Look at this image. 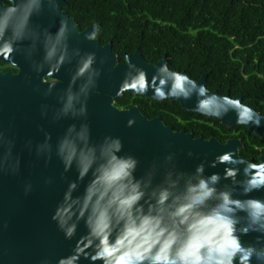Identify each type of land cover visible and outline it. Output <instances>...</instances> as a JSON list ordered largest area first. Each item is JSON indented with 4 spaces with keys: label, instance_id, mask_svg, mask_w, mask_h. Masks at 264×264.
Listing matches in <instances>:
<instances>
[{
    "label": "clouds",
    "instance_id": "clouds-1",
    "mask_svg": "<svg viewBox=\"0 0 264 264\" xmlns=\"http://www.w3.org/2000/svg\"><path fill=\"white\" fill-rule=\"evenodd\" d=\"M61 4L0 0V59L20 70V61L27 64L46 85L43 95L56 93L55 104L40 105L42 118L53 124L71 121L54 144L52 134L41 126L43 140L28 139L20 151L16 137L0 131V173L19 176L24 150L45 165L55 156L63 166L61 178L67 187L51 220L65 240L75 243L56 264H264V196L252 195L264 192V160L242 158L237 149L209 160L169 144L162 154L142 162L125 150L120 136L95 139L88 101L100 95L105 60L72 41L74 34L98 41L101 26L94 24L91 32L81 34ZM46 12L59 17L54 31V25L40 22ZM123 59L128 63L116 95L151 93L153 101L191 105L187 110L209 123L235 114V125L264 127V114L239 96L210 91L167 62L150 73L130 55ZM66 66L69 78L58 90ZM135 124L133 117L126 126ZM184 155L199 162L185 168L180 162ZM221 165L222 172L209 171ZM73 171L76 178L67 180L65 174ZM31 191L32 184L26 183L24 195Z\"/></svg>",
    "mask_w": 264,
    "mask_h": 264
},
{
    "label": "water",
    "instance_id": "water-1",
    "mask_svg": "<svg viewBox=\"0 0 264 264\" xmlns=\"http://www.w3.org/2000/svg\"><path fill=\"white\" fill-rule=\"evenodd\" d=\"M62 3H65V0H62ZM40 22L54 25V31L55 27H58L59 17L46 12ZM92 30V27H89L85 32ZM76 39L81 40L73 43L74 45L79 43V46L85 50L96 51L98 59L105 60L101 66L103 74L100 80V95H93L88 101L89 120L95 139L108 134L120 136L124 140L125 150L137 155L142 162L162 154L169 144L175 149H184L185 154L191 150L198 153L201 158L207 155L209 160L215 155L236 149L242 158L253 162L264 160V156H261L259 161L243 156L240 149L245 145L240 138H231L222 142L214 136L209 139L204 136L195 137L193 133L185 130L176 131L174 127L167 125L162 117L149 118L139 106L124 109L118 107L115 99L120 96L116 95V92L128 62L118 63L111 43L102 45L99 40L90 43L84 41L82 35ZM129 55L133 63L145 67L150 73L158 63L167 62L169 65L167 56L157 63H149L139 49ZM20 64L21 72L17 75L3 73L0 70V131L6 130L10 136L16 137L17 151L23 148L24 142L28 139H32L34 143L43 140V134L39 131L41 126L52 134L54 144L63 134L67 124L71 122L61 121L53 124L41 117L40 105L55 104L56 93L45 97L43 90L46 85L41 84L35 75L30 73L27 64L22 61ZM68 78V66H66L60 73L61 83L57 85L58 90L66 86ZM198 82L207 84L208 73L203 74ZM214 91L220 93L218 90ZM150 96L151 93H148L145 97L150 98ZM238 96L243 102L244 95ZM180 104L186 111L191 106ZM133 117L136 119V124L128 128L127 121ZM221 122L229 128L238 126L235 125V114H230ZM248 130L255 136L264 138V127H250ZM21 155L22 170L19 176L0 173V264H43L44 261L48 264H56L58 258L68 254L75 243L65 240L51 220L55 206L67 187L66 180L61 178L63 166L55 156L45 165L43 160L37 161L34 155H29L26 150L22 151ZM180 162L183 167L191 168L199 161L188 159L184 155L181 156ZM222 170L221 165L209 171L222 172ZM65 176L67 180L76 178L74 171L66 173ZM49 179L52 183H47ZM26 183L32 184V191L27 196L24 195ZM252 195L264 196V192ZM84 231L81 225L80 232ZM84 264L88 262L85 261Z\"/></svg>",
    "mask_w": 264,
    "mask_h": 264
},
{
    "label": "trees",
    "instance_id": "trees-1",
    "mask_svg": "<svg viewBox=\"0 0 264 264\" xmlns=\"http://www.w3.org/2000/svg\"><path fill=\"white\" fill-rule=\"evenodd\" d=\"M81 25L99 24L102 43L125 54L140 50L149 63L164 56L169 67L193 79L208 73V88L232 96L264 114V0H67ZM121 108L139 106L149 118L162 117L176 131L222 142L241 138L243 156L260 160L264 138L247 128L207 122L178 101L157 102L130 93Z\"/></svg>",
    "mask_w": 264,
    "mask_h": 264
},
{
    "label": "flooded vegetation",
    "instance_id": "flooded-vegetation-1",
    "mask_svg": "<svg viewBox=\"0 0 264 264\" xmlns=\"http://www.w3.org/2000/svg\"><path fill=\"white\" fill-rule=\"evenodd\" d=\"M3 2L5 3V4H7L8 3V0H3ZM60 8H61V10L63 11V12H66L67 14H68V16L71 18V19H75V21H76V27H77V30H78V32H80V33H83V32H85L89 27H92L93 25H89V26H83V25H81V23H80V21L78 20V18H77V16L73 13V11H71L70 10V8H71V4L67 1V0H65V3H62L61 5H60ZM76 38H78V36H74L73 37V43H76V42H80V40L81 39H76ZM98 40L100 41V43L102 44V45H106V44H108V43H111L112 44V48H113V43L112 42H108V43H102V41H101V39H99L98 38ZM113 52L114 53H116L115 51H114V49H113ZM128 54V53H127ZM116 55H117V61H118V63H124V62H126L125 60H122V58H120V56L116 53ZM129 55V54H128ZM69 67V66H68ZM0 70L3 72V73H12L13 75H17V74H19L20 73V68H19V66L17 65V66H15V67H13L11 64H9V63H6L4 60H2V59H0ZM205 74V73H204ZM203 76V75H202ZM201 76V77H202ZM200 77V78H201ZM199 78V79H200ZM199 79H196L197 81L199 80ZM207 86H208V83H207ZM211 90V89H210ZM228 93H230V92H228ZM231 94V93H230ZM121 97V96H120ZM235 97V96H234ZM119 98V97H118ZM117 99V98H116ZM116 99H115V104H116ZM117 105V104H116ZM118 106V105H117ZM119 107V106H118ZM121 108V107H120ZM122 109H124V108H122ZM234 138H238V137H234ZM229 139H231V138H229ZM241 139V138H240ZM261 156H264V154H261L260 155V157Z\"/></svg>",
    "mask_w": 264,
    "mask_h": 264
}]
</instances>
